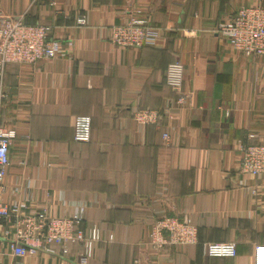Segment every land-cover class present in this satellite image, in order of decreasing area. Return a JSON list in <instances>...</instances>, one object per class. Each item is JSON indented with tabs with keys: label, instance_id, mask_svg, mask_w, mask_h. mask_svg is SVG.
<instances>
[{
	"label": "crops",
	"instance_id": "0c3cea01",
	"mask_svg": "<svg viewBox=\"0 0 264 264\" xmlns=\"http://www.w3.org/2000/svg\"><path fill=\"white\" fill-rule=\"evenodd\" d=\"M258 4L264 0H0V21L23 15L53 24L61 44L55 58L10 63L0 77V120L18 132L0 198L25 214L67 216L85 206L81 229L98 224L104 235L88 264H254L264 244V175L241 169L238 147L264 143V57L237 51L218 24ZM132 13L148 19L156 43L112 41L114 25ZM176 60L193 104L140 124V102L165 111L174 97L165 74ZM78 115L92 118L90 141L74 137ZM165 215L194 223L198 243L151 246L153 222ZM208 241H235L238 253L208 256ZM81 250L18 256L0 234V264H81Z\"/></svg>",
	"mask_w": 264,
	"mask_h": 264
},
{
	"label": "built area",
	"instance_id": "2783aa9c",
	"mask_svg": "<svg viewBox=\"0 0 264 264\" xmlns=\"http://www.w3.org/2000/svg\"><path fill=\"white\" fill-rule=\"evenodd\" d=\"M77 21L81 25L87 23L82 14L77 17ZM218 30L231 41L237 51L264 57V5L241 7L228 20L220 22ZM54 33L53 24H30L23 15L2 16L0 77L10 63L33 65L43 59L55 58L61 44ZM111 38L122 46L141 47L157 42L148 19L134 13L114 25ZM165 78L174 91V97L165 111L136 106L133 117L140 124H159L165 116L173 115L175 107L193 104L192 94L184 88L185 66L180 60L168 64ZM17 135L16 129L5 126L0 120V185L4 183L11 164L10 148ZM74 137L77 141L91 140L90 115L77 116ZM164 139L169 141V132H164ZM238 148L241 169L255 176L264 175V143H242ZM84 214L85 206L67 216H55L46 208L34 214H25L20 203L9 204L0 198V234L8 237L13 255L24 257L36 255L40 251L67 255L72 245H81L80 263L88 264L94 255L96 244L104 239V235L98 224L92 225L88 233L81 229ZM198 241V227L194 223L178 216L165 215L154 220L148 242L157 249H164L173 245L195 244ZM203 249L208 256H235L238 253L235 241H208L203 243ZM254 264H264V244L256 245Z\"/></svg>",
	"mask_w": 264,
	"mask_h": 264
},
{
	"label": "trees",
	"instance_id": "16d2710c",
	"mask_svg": "<svg viewBox=\"0 0 264 264\" xmlns=\"http://www.w3.org/2000/svg\"><path fill=\"white\" fill-rule=\"evenodd\" d=\"M145 46V45H144ZM144 46H142V47H144ZM165 81H166V78H165ZM166 84H167V82H166ZM168 85V84H167ZM169 86V85H168ZM170 87V86H169ZM140 106L141 107H145V108H155V107H147V106H145L142 102H140ZM158 109V108H157ZM162 111V110H161ZM155 124L154 123H150V124H147L146 126L147 127H150V126H154ZM92 132H93V124H92ZM91 139H92V137H91ZM77 142H80V141H77Z\"/></svg>",
	"mask_w": 264,
	"mask_h": 264
},
{
	"label": "rangeland",
	"instance_id": "374dc122",
	"mask_svg": "<svg viewBox=\"0 0 264 264\" xmlns=\"http://www.w3.org/2000/svg\"><path fill=\"white\" fill-rule=\"evenodd\" d=\"M261 5H263V4H261ZM249 6V5H248ZM251 6V5H250ZM223 22V21H222ZM249 143H252V142H249ZM253 143H258V142H253ZM248 144V143H247Z\"/></svg>",
	"mask_w": 264,
	"mask_h": 264
}]
</instances>
